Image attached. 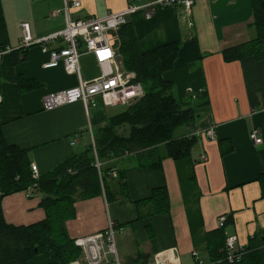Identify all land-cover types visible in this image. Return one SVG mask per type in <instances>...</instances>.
Instances as JSON below:
<instances>
[{
  "label": "crops",
  "instance_id": "crops-1",
  "mask_svg": "<svg viewBox=\"0 0 264 264\" xmlns=\"http://www.w3.org/2000/svg\"><path fill=\"white\" fill-rule=\"evenodd\" d=\"M65 1L0 0V47L13 51L20 48L22 23L30 24L35 37L63 29L66 15L55 11L62 9ZM67 1L81 2L80 7L70 9L73 19L105 16L122 11L131 3ZM150 1L139 0L136 4ZM127 18L143 52L181 42L174 67L163 77L174 83L183 106L200 104L205 95L209 104L195 120L176 132L177 138L198 137L190 156H166L160 169L143 167L135 155L111 162L117 170H125V186L120 188L117 177L111 175L107 181L114 199L109 200L104 190L92 197L76 195L75 216L65 222L67 232L76 239L104 231L113 222L117 227L120 264L143 263L152 257L160 264H196L195 250L206 264H211L208 234L220 228V217H226V235L238 237L236 250H244L251 238L264 230V196L258 181L264 171V58H224V50L258 36L252 0H195L191 13L183 7L161 6L150 19L146 18L145 9ZM117 43L119 46V34ZM62 44L54 41L49 48ZM26 50L28 59L23 62L14 61L13 51L0 60V121L7 142L28 149L31 163L44 175L68 157L84 153L93 144L94 131L115 114L119 105L108 106L96 97L95 105L88 109L78 101L45 110L43 100L47 94L77 85L78 78L69 74L63 63L45 67L50 55L39 45ZM120 60L124 65L122 54ZM80 61L83 79L91 80L101 74L93 54L82 55ZM88 64H95L96 71L84 68ZM18 75L37 81L39 86L21 93ZM211 124L216 126L215 139L206 134ZM253 128L263 137L261 145L250 138ZM230 141L234 145L232 151H228ZM160 188L169 194V211L140 217L150 206H138L139 203ZM3 207L6 219L15 225L34 224L47 215L38 193L9 194L3 199ZM149 227L155 232L154 241L150 239ZM109 258L111 261L103 264H118L112 254ZM52 262V252L45 251L30 259L29 264ZM68 264H88L84 251Z\"/></svg>",
  "mask_w": 264,
  "mask_h": 264
},
{
  "label": "trees",
  "instance_id": "trees-1",
  "mask_svg": "<svg viewBox=\"0 0 264 264\" xmlns=\"http://www.w3.org/2000/svg\"><path fill=\"white\" fill-rule=\"evenodd\" d=\"M256 39L224 50L226 61L255 55L264 58V0H252ZM119 50L127 70L136 73V80L144 89V95L127 107L107 117L104 125L94 131L98 158L102 165V178L95 166L94 146L90 143L82 154H74L55 166L50 172L35 178L32 171L30 152L7 142L3 123L0 121V264H29L35 255L51 251V264H68L81 254V248L71 239L65 222L75 216L76 195L92 197L105 191L109 200L115 198L107 179L116 168L111 162L120 160L128 153L135 155L143 167L161 168L164 157L179 159L190 156L198 142L196 135L176 137L180 127L196 119L200 110L209 104L205 95L201 103L185 107L175 94L174 83L164 79L165 72L174 67L181 42H171L148 52L140 49L137 34L127 22L119 32ZM27 50L13 51L14 61L28 59ZM17 84L21 93L36 89L37 81L18 75ZM122 130L123 133H120ZM223 149V147H222ZM234 145L230 141L228 151ZM120 157V158H119ZM125 170L118 169V185L123 189L126 183ZM264 196V171L259 174ZM42 196L46 218L30 225H15L5 216L3 199L12 193L24 191ZM127 194V191H126ZM143 202V201H142ZM149 210L141 213L146 218L168 212L169 194L165 188L155 189L143 203ZM152 241L155 232L149 227ZM227 235L223 227L208 234L211 264H264V230L256 233L245 247L239 259L231 261L226 249ZM152 259L143 263L152 262Z\"/></svg>",
  "mask_w": 264,
  "mask_h": 264
},
{
  "label": "built area",
  "instance_id": "built-area-1",
  "mask_svg": "<svg viewBox=\"0 0 264 264\" xmlns=\"http://www.w3.org/2000/svg\"><path fill=\"white\" fill-rule=\"evenodd\" d=\"M131 0L128 7L122 11L110 12L105 16H95L73 19L70 15L72 7H80V1H65L62 9L55 13L63 12L66 15V25L63 29L49 33L41 37H35L29 23H22L23 37L20 48L28 49L39 45L44 52L50 55L45 67H55L63 63L65 70L69 74L76 75L77 85L51 92L43 100L45 110H54L60 106L81 101L86 109L95 105L94 99L101 97L108 106L129 104L140 99L144 95V89L140 82L136 80V73L124 68L120 58L121 53L117 46L118 34L120 29L128 22V15L140 9H145L146 18L150 19L153 11L157 7H183L187 13H191L195 0H152L145 4H136ZM54 13V14H55ZM192 25V22L189 23ZM61 41L63 44L55 48H49L51 42ZM10 47H0V60L6 53L12 52ZM86 54H93L101 68V74L91 80L82 77L80 69V57ZM215 124H211L206 129V134L211 139H215ZM251 140L261 145L263 137L257 128L250 132ZM94 154L96 157L95 166L98 168L102 178V165L104 164L97 156L95 141L93 140ZM128 153L124 156L126 157ZM120 158V157H119ZM32 171L35 178L40 176L36 164L32 163ZM111 175L118 176L116 168L111 170ZM31 188L27 194L30 195ZM226 217L219 219V227L225 225ZM116 225L109 223L106 230L92 235H86L75 239V243L85 253L88 264H103L110 262L109 255H113V261L120 264L116 246ZM238 237L227 235L226 249L227 257L233 261L240 258L242 250H236ZM193 256L196 264H206L199 254L194 251ZM138 264H160V260L153 259L149 263Z\"/></svg>",
  "mask_w": 264,
  "mask_h": 264
},
{
  "label": "rangeland",
  "instance_id": "rangeland-1",
  "mask_svg": "<svg viewBox=\"0 0 264 264\" xmlns=\"http://www.w3.org/2000/svg\"><path fill=\"white\" fill-rule=\"evenodd\" d=\"M80 64H81V61H80ZM84 68H88L87 70L90 71V72H95L96 71V66L95 64H88L86 67ZM125 68V66H124ZM100 74V73H99ZM128 104H124V105H119V106H116L117 107V110L114 112V113H117V112H120L122 110H124L126 107H127ZM124 132V131H123ZM122 130L120 131V133H123ZM117 164H119V162H117Z\"/></svg>",
  "mask_w": 264,
  "mask_h": 264
}]
</instances>
